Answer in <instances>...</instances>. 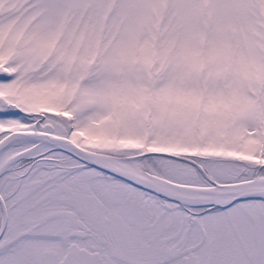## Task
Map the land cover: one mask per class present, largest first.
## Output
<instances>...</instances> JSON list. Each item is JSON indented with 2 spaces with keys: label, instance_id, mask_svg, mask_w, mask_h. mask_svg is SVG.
I'll use <instances>...</instances> for the list:
<instances>
[{
  "label": "snow or ice",
  "instance_id": "snow-or-ice-1",
  "mask_svg": "<svg viewBox=\"0 0 264 264\" xmlns=\"http://www.w3.org/2000/svg\"><path fill=\"white\" fill-rule=\"evenodd\" d=\"M0 264H264V0H0Z\"/></svg>",
  "mask_w": 264,
  "mask_h": 264
}]
</instances>
